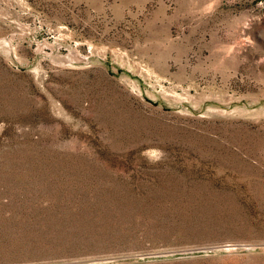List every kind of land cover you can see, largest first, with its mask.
<instances>
[{
    "label": "rangeland",
    "instance_id": "rangeland-1",
    "mask_svg": "<svg viewBox=\"0 0 264 264\" xmlns=\"http://www.w3.org/2000/svg\"><path fill=\"white\" fill-rule=\"evenodd\" d=\"M0 264H264V0H0Z\"/></svg>",
    "mask_w": 264,
    "mask_h": 264
}]
</instances>
